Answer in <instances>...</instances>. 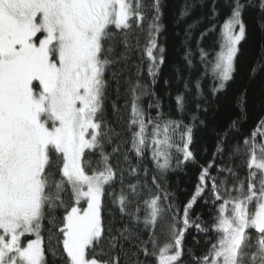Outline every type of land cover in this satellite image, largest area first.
I'll return each mask as SVG.
<instances>
[{"label": "snow or ice", "instance_id": "1", "mask_svg": "<svg viewBox=\"0 0 264 264\" xmlns=\"http://www.w3.org/2000/svg\"><path fill=\"white\" fill-rule=\"evenodd\" d=\"M144 7L142 0H0V264H121V256L127 264H149L150 257L158 264H183L184 234L193 226L216 235L206 254L193 257V264H264V118L242 141L249 156L246 189L242 180L229 188L213 176V161L201 166L195 191L180 209L156 176L151 187L146 180L140 183L147 169L138 165L146 154L161 173L173 168V160L176 166L195 163L190 145L197 117L184 124L165 119L159 111L156 117L146 115L139 104L143 86L129 80L127 167L119 174L113 167L120 149L114 142L118 134L105 117L107 77L123 74L115 70L127 62L129 33L142 25ZM150 7L143 53L148 75L155 80L164 62L157 42L160 0H152ZM229 7L219 51L209 60V53L199 49L202 75L215 82L213 95L234 77L246 39L245 9L258 8L264 19V0H232ZM214 31L215 25L201 39ZM117 47L123 50L120 54ZM190 57L191 52L185 57L189 66ZM196 88L202 95L199 79ZM176 99L183 112L184 97ZM238 124L232 121L231 128ZM222 145L224 140L216 149L221 155L226 151ZM217 170L235 175L231 168ZM125 171L131 177L126 185ZM117 182L119 191H109ZM206 191L215 209L210 227L194 223L189 215ZM106 195L129 220L115 232L104 219ZM158 217L169 221L162 246L153 231ZM141 226L147 240L141 239Z\"/></svg>", "mask_w": 264, "mask_h": 264}, {"label": "trees", "instance_id": "2", "mask_svg": "<svg viewBox=\"0 0 264 264\" xmlns=\"http://www.w3.org/2000/svg\"><path fill=\"white\" fill-rule=\"evenodd\" d=\"M152 0H142L145 7L142 9L145 19L142 25L134 26L129 33L131 51L128 53L126 64L120 65L115 71L122 70V75L112 78L108 74L109 87L105 100V117L109 126L118 135L114 142L119 146V153L112 159L113 167L119 174L127 165L123 156L130 149V133L127 122L131 112V93L129 80L135 84L137 81L143 86L144 94L140 95L139 104L145 110L146 115L156 117L161 112L165 119L182 121L184 124H192V116L197 118L194 122L193 141L190 145L195 155V163L185 162L175 165L166 173H161L155 167L149 155L139 162V167L147 169V177L141 174L140 183L145 180L151 187V177L156 176L171 194L172 203L183 209L187 201L192 197L201 166H208L215 161L210 169L218 180H224L229 188L239 185L242 180L245 189L248 182L249 169L247 162L249 156L245 151L242 141L248 137L256 127L257 122L264 118V19L256 7H248L244 11V22L247 26L246 39L241 42L240 52L235 61V73L233 79L226 87L213 95L210 89L214 85L211 76H203L204 68L200 59L199 49L203 48L209 53L208 59L219 51V36L221 26L230 14L232 0H160L161 6V32L157 37L158 46L164 49V62L153 80L148 75V60L143 53L147 39L148 24L151 21ZM248 3V0H242ZM255 4L256 0H252ZM213 9L216 15L213 16ZM182 13H186L182 15ZM215 25V31L210 32L203 39L201 33ZM122 48L117 47L120 54ZM191 52L192 64L189 66L186 55ZM256 68L255 73L252 72ZM200 80L202 95L197 94L196 81ZM187 85V87H185ZM242 93L243 98H242ZM184 97L183 112L178 111L176 97ZM159 104V108L156 104ZM152 105L149 108V105ZM197 104L200 108L197 109ZM238 120L237 128H231L232 121ZM228 133L224 137V133ZM224 140L226 151L223 155L216 153L218 142ZM239 147V152L236 151ZM178 155L173 150V156ZM130 161L135 166L137 161L134 155H130ZM218 168H231L235 175L221 173ZM253 171H257L253 169ZM131 177L127 171L124 174L125 185ZM259 172L257 171V180ZM136 182V181H133ZM120 183L117 182L109 191H119ZM153 192L155 189L153 188ZM211 194L207 191L202 198L197 199L190 210V218L194 223H202V227H210L213 223L215 209L211 204ZM207 200L209 203H205ZM60 213H57L59 216ZM144 208L141 205L140 216L143 218ZM105 223H111L115 232L122 224L129 223L127 217H121L110 196L104 199ZM169 221L157 218L153 231L159 245H163L168 238ZM141 239L147 240L148 234L140 228ZM214 232L207 234L198 232L196 228L189 227L184 234L182 256L183 264H193V257H201L210 247V241L215 242ZM125 244V248H129ZM131 251H135L134 248ZM144 259V257H141ZM149 264H158V259L148 258ZM121 264H127V257L121 256Z\"/></svg>", "mask_w": 264, "mask_h": 264}]
</instances>
